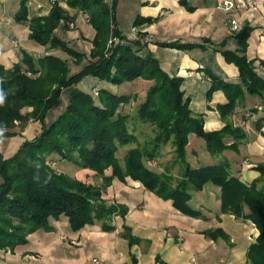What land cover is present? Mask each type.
<instances>
[{
    "label": "trees",
    "instance_id": "1",
    "mask_svg": "<svg viewBox=\"0 0 264 264\" xmlns=\"http://www.w3.org/2000/svg\"><path fill=\"white\" fill-rule=\"evenodd\" d=\"M30 1L20 0L14 20L28 27L31 41L47 52L65 53L70 63L79 68L71 72L68 59L51 53L35 59L25 51L10 69L0 65V139L21 137L30 122L40 125L36 136L32 140L24 139L12 155L6 157L0 152V250L13 251L27 243L29 234L50 231V221L62 216L68 219L72 231L96 223L104 231L114 230L113 219L124 217L127 207L115 200L109 204L104 196L114 180L124 183L130 178L192 217L200 216L188 206L192 192L201 191L208 183L218 187L220 212L248 221L257 230L246 253L248 264H264V164L254 168L259 177L246 184L230 173L225 162L192 168L186 161V146L192 134L204 141L206 151L212 156L226 150L236 152L246 135L242 128L229 123V117L245 95L258 96L264 103V77L256 72L255 66L258 61L264 72V61L247 56L253 28L242 24L233 33L235 51L218 50L227 63L237 67L238 82H227L210 74L206 99L210 100L217 91L224 94L226 102L217 105V112L225 125L219 130L206 131L203 116L194 114L189 99L184 97L182 78L170 77L156 58L143 53L146 36L136 28L150 24L153 19L137 17L133 22L136 39L128 40L117 28L116 0L110 3L51 0L47 15L28 18ZM68 9L85 14L94 30L88 53L76 51L55 32L61 25L69 28L73 17ZM192 10L188 7V11ZM160 46L180 50L197 47L178 42ZM86 77L114 86L140 78L152 82L136 116L140 122L156 128L154 148L130 149L123 157V166L120 164L116 156L119 146L135 142L127 124L129 117L119 110L129 103L131 96L118 95L107 88H94L92 92L79 90L76 86ZM71 87L63 111L49 120L48 112L60 105L62 93ZM261 121L256 124L258 129ZM167 143L173 147L174 163H180L183 168L175 181L169 174L158 173L145 164V160L158 158L160 146ZM50 156H59L75 167L92 171L101 179L100 185L92 186L52 171L47 163ZM122 236L130 245L136 241L126 229ZM132 264H137L133 257Z\"/></svg>",
    "mask_w": 264,
    "mask_h": 264
},
{
    "label": "crops",
    "instance_id": "2",
    "mask_svg": "<svg viewBox=\"0 0 264 264\" xmlns=\"http://www.w3.org/2000/svg\"><path fill=\"white\" fill-rule=\"evenodd\" d=\"M50 1L31 0L28 3V18L47 15ZM59 1L63 3L64 0ZM221 1L116 0V13L119 15L117 28L128 40L136 39L137 30L145 33L143 53L156 58L160 68L170 77L182 78L184 97L189 99L194 114L203 116L206 131L219 130L225 125L217 112V105L226 102L224 94L217 91L210 100L206 99L211 85L210 74L227 82H238L237 67L227 63L218 51L237 49L230 31V18L236 19L241 26L248 24L253 28L248 39L247 56L264 61V0H255L257 9L254 11L242 6L231 12L218 8ZM19 6L20 0H0V65L5 69L20 61L22 51L31 55V51L35 50L36 55H31L35 59L49 53L58 56L55 50L47 52L42 46L41 49L35 48L38 44L29 39L28 27L14 20ZM188 7L193 10L188 11ZM68 10L73 17L69 24L76 31L61 25L55 32L59 37L64 34L65 37L61 38L71 45L78 47L82 43L85 47L88 44V53L94 30L91 35L84 34L88 24L85 14ZM80 17L82 23L78 24L76 21ZM137 17L151 18L153 21L136 30L133 22ZM127 28L129 31L125 35ZM173 42L197 47L180 50L160 46ZM64 59L71 64L68 56ZM255 66L256 72L264 77L258 61ZM93 81L88 82L91 92L94 88H103L100 82ZM260 119L262 125L258 129L256 124ZM228 121L242 128L246 135L236 152L226 150L212 156L206 151L204 141L192 134L186 146V161L192 168L225 162L232 175L249 184L259 177L254 168L264 164L262 99L245 95L244 101ZM27 130L29 125L21 136ZM14 138L0 139V152L4 156H10L8 146ZM158 161V173L169 174L174 181L180 177L183 168L180 163H174L173 150L161 154ZM108 191L113 200L127 207L124 217L116 216L113 219L114 230L104 231L96 223L72 231L68 219L62 216L50 221V231L37 230L28 235L26 244L13 251L0 250V264H91L93 258L100 259L102 264H132V257L137 264H248L246 253L257 236V230L248 221L220 212L218 187L208 183L201 191L192 192L188 206L198 211L199 217L182 213L173 207L171 201L158 197L139 182L126 180L120 183L114 180ZM124 229L136 239L133 244L130 245L122 236ZM71 241H75V244Z\"/></svg>",
    "mask_w": 264,
    "mask_h": 264
},
{
    "label": "rangeland",
    "instance_id": "3",
    "mask_svg": "<svg viewBox=\"0 0 264 264\" xmlns=\"http://www.w3.org/2000/svg\"><path fill=\"white\" fill-rule=\"evenodd\" d=\"M116 11H117V9L115 6V19L117 22V17L119 15H117ZM85 18H86V16H85ZM86 22H87V18H86ZM76 23H78V24L82 23L81 17L77 19ZM86 25L87 26L84 29V34L87 35L88 33H90V35H91L93 32L92 27L90 25L88 26V24H86ZM80 29L83 30V28H81V27H80ZM68 30L76 31V29L73 28V26L71 27L70 24H69ZM128 31H129V28L124 30L125 35H127ZM59 35H62V34L59 33ZM63 35L60 37H65ZM33 46L35 47V45H33ZM71 47L78 52L80 51L83 53H87L86 48L88 49V44H87V46L85 45V47H83L82 43L78 47L75 44H72ZM35 48L41 49V46L38 45ZM56 52L58 54V57H60L62 59L67 57V55L61 51H56ZM31 55H36L35 50L31 51ZM70 67H71L72 72L77 71L79 68V67L74 66L73 64H71ZM89 80H94L93 82H95V83L100 82L95 78L89 77V78L85 79L84 81L82 80L76 87L79 90H82L84 92H91V89H90L91 87L89 88V86H88ZM136 80H138V81H136ZM136 80L133 81V83H131V85H126L124 83L121 85H117V86L115 85L114 86L112 84L102 82V81L99 83L104 89L105 88H111L110 91H112L115 94L131 96V100L129 101V103H127V104H125L119 108L121 114L127 115L129 117V120L127 122L129 132H130V134H133L134 138H135V142H132V143H129V144H126L123 146H119V148H118L116 156L118 157L119 162L122 166H123V157L125 156V154L128 150L136 148V147L141 149V150H151L152 148H154L156 146L155 145L156 144L155 137L157 134L156 128L153 127L152 125H150L149 123L140 122L136 116L138 106H139V104L143 103V101L145 100L146 92H147L149 86L152 84V82L148 81V80L141 79V78L136 79ZM146 83H148L149 85L145 86ZM89 85H90V83H89ZM72 88L73 87L65 89L64 92L62 93V96H61L60 105L57 108L52 109L48 112L47 118L49 120L57 118L58 115L63 111L64 107L67 104V98H68V95H69ZM28 125H29V130L25 131L24 135H22L21 137H15L11 141V144L8 146V148H9L8 154L9 155H11L12 153H14L17 150V148L19 147V145L21 144V142L24 139L32 140L36 136L38 131L40 130V125L38 123L32 124L30 122V123H28ZM27 126H26V128H27ZM170 150H173V147L170 143H167L165 145L162 144L159 148V152H158L159 156L161 154H165L166 152H169ZM173 154H174V151H173ZM6 157H9V156H6ZM158 158L153 159V160H147V161L145 160L146 166L148 168H150L151 170L156 171L159 168ZM174 158H175V154H174ZM47 160H48V162H47L48 167L56 173L66 174L71 178L85 181L87 184H90L92 186H98L101 183V179L99 177L95 176L92 171H89V170L87 171V170H83V169H80L78 167H75L71 163L61 159L59 156H50L47 158ZM149 162L152 165H149ZM109 173H110V170H107L106 174H109ZM126 180H131V179L126 178ZM120 183H122V182H120ZM108 192L109 191L107 190L106 195L104 196V199L108 200V203L110 204L114 200L108 195Z\"/></svg>",
    "mask_w": 264,
    "mask_h": 264
},
{
    "label": "built area",
    "instance_id": "4",
    "mask_svg": "<svg viewBox=\"0 0 264 264\" xmlns=\"http://www.w3.org/2000/svg\"><path fill=\"white\" fill-rule=\"evenodd\" d=\"M240 1L241 2H238L237 0H223L218 4V8L226 12H231L242 6H247L251 11H254L257 9V3L255 0H240ZM229 24H230L231 33H235L241 28V25L239 24V22L234 18H230ZM70 26L72 27V24H70ZM149 165H152V164L149 162ZM71 243L75 244V241H71ZM91 264H102V262L98 258H93L91 260Z\"/></svg>",
    "mask_w": 264,
    "mask_h": 264
},
{
    "label": "clouds",
    "instance_id": "5",
    "mask_svg": "<svg viewBox=\"0 0 264 264\" xmlns=\"http://www.w3.org/2000/svg\"><path fill=\"white\" fill-rule=\"evenodd\" d=\"M0 101H2V96H0Z\"/></svg>",
    "mask_w": 264,
    "mask_h": 264
}]
</instances>
